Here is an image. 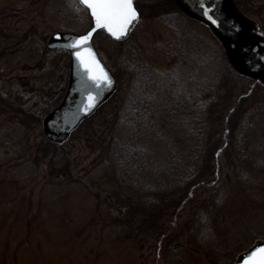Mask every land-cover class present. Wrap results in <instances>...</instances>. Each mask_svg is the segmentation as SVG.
Returning a JSON list of instances; mask_svg holds the SVG:
<instances>
[{"label":"rangeland","instance_id":"1","mask_svg":"<svg viewBox=\"0 0 264 264\" xmlns=\"http://www.w3.org/2000/svg\"><path fill=\"white\" fill-rule=\"evenodd\" d=\"M61 1L0 0V264H233L240 250L262 238L255 235L264 234L261 82L234 76L222 100L210 106L217 142L211 168L189 190L190 198L165 209L164 201L112 173L101 161L98 142L85 140L83 127L63 147H49L42 139L45 115L39 120L20 112L52 97L49 88L69 63L67 57L48 62L44 56L62 22L56 16ZM169 1L136 0L140 18L119 44L102 32L94 36L119 86L114 99L97 111V120L108 116L127 90L131 75L120 60L123 53L144 67H168L159 42L170 29L158 13ZM240 1L247 11L264 14V4ZM188 22L214 38L202 22ZM256 39L253 30L248 42ZM248 107L258 114V124L250 136L251 161L242 162L236 173L230 165L237 161L236 120Z\"/></svg>","mask_w":264,"mask_h":264},{"label":"trees","instance_id":"2","mask_svg":"<svg viewBox=\"0 0 264 264\" xmlns=\"http://www.w3.org/2000/svg\"><path fill=\"white\" fill-rule=\"evenodd\" d=\"M234 1L242 15L258 19L251 20L264 37V14L251 13L240 0ZM248 1L255 7L264 4V0ZM56 16L62 20L58 29L83 31L90 23L86 8L77 0L59 2ZM189 18L173 0L161 8L158 19L170 29L159 42L168 67L165 70L144 67L123 53L119 58L126 62L131 75L127 90L116 100L108 116L102 115L97 120L99 113H96L103 104L78 126L84 128L85 140L89 141L90 137L98 142L101 161L112 173L164 201L165 209L179 206L190 198L189 190L204 180L207 175L204 169L211 168L217 142L214 141L216 120L209 124L213 118L210 106L222 100L225 88L234 76L249 77L252 82L256 80L233 65L222 40L212 31L214 38L208 39L189 25ZM109 39L114 44L122 42ZM44 56L48 62L69 58L68 51L61 49L45 50ZM68 64L61 67L59 80L49 88L54 93L52 97L45 99L43 105L32 103L21 113L34 114L40 120L57 105L66 87ZM261 86L264 87V82ZM114 97L115 94L108 101ZM254 113L253 107H248L236 120V144L232 149L235 151L233 159L237 161H230L233 172H240L242 162L251 161L250 136L258 124V114ZM42 139L49 147H63L65 143L54 145L46 137L42 136ZM255 237L264 239V234Z\"/></svg>","mask_w":264,"mask_h":264},{"label":"water","instance_id":"3","mask_svg":"<svg viewBox=\"0 0 264 264\" xmlns=\"http://www.w3.org/2000/svg\"><path fill=\"white\" fill-rule=\"evenodd\" d=\"M179 6L189 15L202 19L208 23L218 37L225 43L230 61L242 73L261 79L264 82V39H256L248 42V37L252 29L250 21L241 16L234 8L232 0H176ZM133 5L136 7L133 0ZM204 7L209 8V14L217 21L213 23L204 14ZM87 9V8H86ZM139 18V10L136 7ZM91 24L83 32L57 30L53 32L46 47L48 49H65L69 52V79L65 93L60 102L48 112L42 119V128L47 139L53 143H62L75 130V128L87 117L91 116L107 99L117 90L118 81L113 71L100 58V55L93 43V37L97 31H105L114 40L126 39L137 20L132 23L121 37H114L104 28L95 27L94 18L90 10ZM94 29L88 41V46L93 49L96 58L104 67L111 79V83L105 82L103 86L91 84L83 75L82 67L77 63L76 57L72 54V49L67 47L69 41L75 36L82 35ZM55 33H60L56 36ZM90 95L95 100L90 99ZM85 106L88 110L85 111ZM264 247V240L256 241L246 251L240 253L234 264H244V259L255 249Z\"/></svg>","mask_w":264,"mask_h":264},{"label":"snow or ice","instance_id":"4","mask_svg":"<svg viewBox=\"0 0 264 264\" xmlns=\"http://www.w3.org/2000/svg\"><path fill=\"white\" fill-rule=\"evenodd\" d=\"M78 4L84 5L90 10L92 18L95 21V27L104 28L114 37H121L128 31L130 25L138 19V12L133 5V0H77ZM204 3V0H201ZM204 14L208 16L213 23L217 21L209 14V8L204 7ZM94 29L75 36L67 47L72 49V54L76 57L77 63L83 69L84 77L91 84L103 86L105 82L111 83V79L100 61L96 58L93 49L88 46V41L92 36ZM60 36V33H55ZM92 101L95 97L90 95ZM88 106H85V111ZM244 264H264V247H259L251 252L244 259Z\"/></svg>","mask_w":264,"mask_h":264},{"label":"flooded vegetation","instance_id":"5","mask_svg":"<svg viewBox=\"0 0 264 264\" xmlns=\"http://www.w3.org/2000/svg\"><path fill=\"white\" fill-rule=\"evenodd\" d=\"M176 1V0H175ZM177 2V1H176ZM182 9V8H181ZM183 10V9H182ZM184 11V10H183ZM185 12V11H184Z\"/></svg>","mask_w":264,"mask_h":264}]
</instances>
